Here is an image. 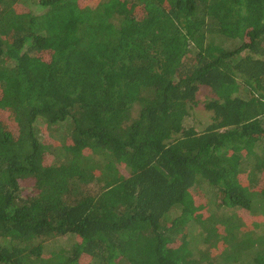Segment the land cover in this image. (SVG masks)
<instances>
[{"label":"trees","instance_id":"1","mask_svg":"<svg viewBox=\"0 0 264 264\" xmlns=\"http://www.w3.org/2000/svg\"><path fill=\"white\" fill-rule=\"evenodd\" d=\"M0 264H264V0H0Z\"/></svg>","mask_w":264,"mask_h":264},{"label":"rangeland","instance_id":"2","mask_svg":"<svg viewBox=\"0 0 264 264\" xmlns=\"http://www.w3.org/2000/svg\"><path fill=\"white\" fill-rule=\"evenodd\" d=\"M192 118L199 129L205 128L212 122V115L211 112L207 111L204 107V103L200 102L199 105L193 107L191 109ZM196 190L198 188L196 187ZM75 242V238L72 235H68L65 237L57 238L56 241H53V244L56 246H62L64 248L72 247L73 243Z\"/></svg>","mask_w":264,"mask_h":264}]
</instances>
